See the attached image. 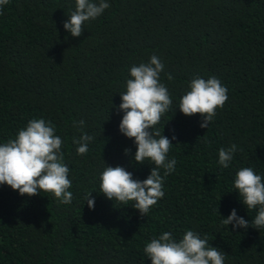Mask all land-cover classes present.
I'll return each mask as SVG.
<instances>
[{
    "label": "trees",
    "instance_id": "obj_1",
    "mask_svg": "<svg viewBox=\"0 0 264 264\" xmlns=\"http://www.w3.org/2000/svg\"><path fill=\"white\" fill-rule=\"evenodd\" d=\"M108 3L79 37L63 28L75 0H9L0 8V144L31 119L51 121L73 194L64 204L52 193L29 197L0 184V264H151L148 242L163 232L179 240L187 230L224 251V264H264V228L221 223L232 209L250 224L259 211L243 204L234 180L242 167L264 178V0ZM152 55L173 101L152 131L175 136L167 155L176 166L144 216L133 202L100 193V173L119 165L143 180L155 166L134 160V139L118 128L129 69ZM213 76L228 99L201 128L202 117L178 104L192 79ZM82 133L93 140L80 155L73 140ZM232 144L237 151L224 168L218 150Z\"/></svg>",
    "mask_w": 264,
    "mask_h": 264
},
{
    "label": "clouds",
    "instance_id": "obj_2",
    "mask_svg": "<svg viewBox=\"0 0 264 264\" xmlns=\"http://www.w3.org/2000/svg\"><path fill=\"white\" fill-rule=\"evenodd\" d=\"M9 0H0V8ZM110 7L108 0H75V10L63 22V28L73 37H79L86 21L100 16ZM164 65L160 58L152 55L146 63L133 65L129 72L131 78L126 81V91L120 94L118 110L123 112L119 122V131L136 144L134 160L154 163L150 174L143 180L134 179L131 172L122 166H105L100 173V193L109 200H116L123 205L133 202L132 206L146 215L150 208L164 196V177L175 170V158L169 160L168 153L172 140L162 135V129L155 132L162 116L172 108L173 101L165 84L160 82V73ZM171 80V75L168 76ZM189 90L180 98L178 107L186 116L199 114L202 117L201 128H207L216 115L218 108H223L228 99L227 88L218 78L207 80L196 77L188 85ZM78 123L81 127L84 121ZM93 137L82 133L77 144V154L89 151L88 143ZM63 140L56 135L55 126L43 118L31 119L26 127L20 129L14 139L0 144V184H6L20 195L34 196L42 192L52 193L61 203L69 204L73 194L68 178L69 168L64 164L62 152ZM237 146L218 150V162L224 168L229 166ZM125 154L129 149H124ZM160 169L164 170L163 176ZM234 188L242 197L248 209L259 208L251 224L249 220L238 216L235 209L221 223L232 225L233 229L264 228V178L251 167H242L236 172ZM85 201L90 209L94 208L95 198L91 192L85 194ZM144 253L150 257L151 264H224L225 252L211 246L209 240L197 232L187 230L179 240L170 232H163L153 238L144 247Z\"/></svg>",
    "mask_w": 264,
    "mask_h": 264
}]
</instances>
